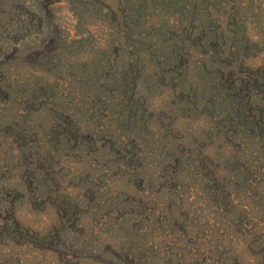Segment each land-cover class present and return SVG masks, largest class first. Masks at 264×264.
<instances>
[{
	"label": "rangeland",
	"instance_id": "obj_1",
	"mask_svg": "<svg viewBox=\"0 0 264 264\" xmlns=\"http://www.w3.org/2000/svg\"><path fill=\"white\" fill-rule=\"evenodd\" d=\"M262 76L264 0H0V264H264Z\"/></svg>",
	"mask_w": 264,
	"mask_h": 264
},
{
	"label": "trees",
	"instance_id": "obj_2",
	"mask_svg": "<svg viewBox=\"0 0 264 264\" xmlns=\"http://www.w3.org/2000/svg\"><path fill=\"white\" fill-rule=\"evenodd\" d=\"M262 77H264V76H262ZM249 80H250V79H249ZM262 80H264V79H262ZM263 82H264V81H263ZM252 83L256 84V83H257V78H255V79L253 80Z\"/></svg>",
	"mask_w": 264,
	"mask_h": 264
}]
</instances>
